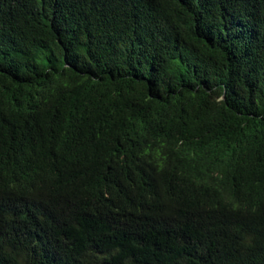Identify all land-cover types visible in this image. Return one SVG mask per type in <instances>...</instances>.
Masks as SVG:
<instances>
[{
    "label": "trees",
    "instance_id": "1",
    "mask_svg": "<svg viewBox=\"0 0 264 264\" xmlns=\"http://www.w3.org/2000/svg\"><path fill=\"white\" fill-rule=\"evenodd\" d=\"M0 264H264V0H0Z\"/></svg>",
    "mask_w": 264,
    "mask_h": 264
}]
</instances>
